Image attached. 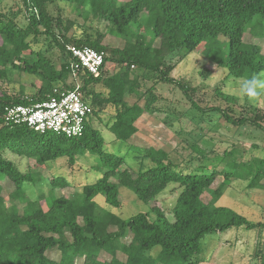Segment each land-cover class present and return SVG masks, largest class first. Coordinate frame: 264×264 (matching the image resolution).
Instances as JSON below:
<instances>
[{
    "label": "trees",
    "instance_id": "trees-1",
    "mask_svg": "<svg viewBox=\"0 0 264 264\" xmlns=\"http://www.w3.org/2000/svg\"><path fill=\"white\" fill-rule=\"evenodd\" d=\"M56 1L16 0L7 10H0V73L6 75L11 70L40 80L32 94L24 89H0V264H171L176 260L196 264L197 259L193 258L205 234L242 226L263 231V221H252L216 202L238 178L249 179L250 188L264 187V157L250 161L231 149L209 159L213 143L201 147L198 140L192 144L197 156H191L177 169L171 161L176 146L168 149L135 144L131 139L139 132L142 117L157 112L155 89L159 81L177 83L189 94L187 86L172 75L176 65L171 59L181 49L191 52L204 41L211 42L207 47L210 62L224 64L234 77L244 78L264 71L262 47L244 40L247 30L264 37V32H258L253 24L257 16L264 24V0H64L82 21L65 17L63 11L53 15L49 5ZM20 15H24L25 24L20 23ZM90 19L107 20L111 30L89 33L88 29L93 27L87 24ZM80 28L82 33L78 34ZM148 31L152 33L150 39L146 36ZM110 36L124 39L123 46L110 45ZM221 37L225 38L222 40L225 53L215 45ZM42 41L53 42L64 53L65 60L60 66L41 47ZM68 44L102 51L101 73L95 76L84 68L74 69L76 59L68 52ZM108 63L115 66L112 73H105ZM131 68L136 72L132 73ZM149 75L155 79L146 87L144 81ZM77 86L92 107L80 135L40 133L26 124L5 122L6 106L36 104L55 95L56 89ZM98 86L102 88L99 90ZM218 93L224 99H235L224 92ZM190 98L194 106L200 107ZM100 111L111 112L108 129L132 147L137 156L149 158L151 166L134 172L128 166L123 167L125 155L104 148L102 132L91 122V117L98 116ZM222 111L229 123L250 121L264 132V126L254 119L235 120L226 110ZM181 142L182 138L176 145ZM6 150L35 158L38 164L66 157L71 166L76 164L78 155L88 151L98 154L106 170L83 186L82 196L53 194L48 198L47 209L32 203L20 212L17 207H7L1 181L9 179L14 187L12 197L21 201L26 197L25 184L31 182L39 190L44 178L38 173L22 171L6 156ZM195 160H212V164L193 167ZM223 161L226 166L220 167ZM219 176L222 179L213 188ZM171 182L180 187L172 208L173 221L161 206L154 204ZM50 185L65 188L69 182L54 176ZM121 186L149 203L151 211L137 212L129 218L110 210L98 212L100 194L108 204L122 206ZM44 197L38 194V200ZM127 235L129 240L120 244L119 251L125 255L122 259L118 257L116 242ZM156 246L161 250L152 255ZM55 248L59 252L56 259L48 255ZM102 252L108 253L110 259L103 258Z\"/></svg>",
    "mask_w": 264,
    "mask_h": 264
},
{
    "label": "rangeland",
    "instance_id": "rangeland-1",
    "mask_svg": "<svg viewBox=\"0 0 264 264\" xmlns=\"http://www.w3.org/2000/svg\"><path fill=\"white\" fill-rule=\"evenodd\" d=\"M16 0H0V10H7ZM71 6L64 0H58L49 5V10L53 15L63 11L65 17H73L79 21L78 17L72 10ZM141 13V19L143 18ZM253 22L258 32H264V24L257 19ZM21 24L26 23L24 15H20ZM87 24L93 27L88 29L95 34L97 30L110 31L112 25L107 20L90 19ZM251 27V26H250ZM249 27V28H250ZM245 33L244 40L259 44L264 52V37L261 35ZM78 34L82 33L81 28ZM147 39L152 37L150 31L146 34ZM219 38L215 45L221 47V52L225 53V42ZM110 45L122 47L124 39L109 37ZM211 42L204 41L196 50L188 52L181 49L177 54L173 55L171 61L176 65L172 71L173 77L180 79L187 86L189 94L181 88L177 83L159 81L156 85V93L158 95L157 112L153 115L145 114L141 119L139 132L134 135L131 141L135 144H153L156 147L172 148L176 146V150L171 154L173 165L180 169L182 162H186L191 156H197L193 151L192 144L200 140L201 147H207L213 143L212 151L209 153V159L222 156L225 150L234 149L237 156L245 155L247 160H255L264 157V132L255 127L250 121L243 124H231L223 117V111L226 110L235 120L240 117L254 119L264 126V98L260 106H256L247 100H241L235 95L234 100L224 99L218 92L234 89L237 78L231 75L228 68L223 64H213L208 56V48ZM41 47L47 49V55L57 65L65 60L64 53L54 47L51 41H42ZM158 44V41L156 42ZM105 73H112L115 66L107 64ZM204 73L207 74L205 76ZM131 72L135 73L136 69L131 68ZM246 78V77H244ZM154 77H145V86L154 83ZM40 85L38 77L8 70L6 75L0 73V89L8 91H18L24 89L26 93L32 94ZM102 87L98 86L100 90ZM193 100L200 106L193 105ZM132 102L134 99L131 97ZM143 103V102H142ZM215 107L211 109L210 107ZM112 120L110 111H100L99 115L91 117L92 124L100 129L104 138V148L107 151L118 155H125L126 164L123 167H130L134 172L151 166L153 163L149 158L137 156L134 149L121 140L117 139L107 124ZM167 122V123H166ZM183 140L176 145L179 139ZM209 148V147H208ZM10 151V152H9ZM5 154L8 158L22 171H30L38 173L44 178L43 185L39 190L31 182L25 184L26 197L24 200L18 201L12 197L14 189L13 183L8 179L1 181L4 186L5 203L8 208L17 207L19 211L24 208L31 207V204L47 209L48 198L53 195L65 194L68 196H82V188L86 183L93 182L99 178L106 167L100 162L98 154L85 152L78 155L76 164L71 166L66 157H61L54 161H48L45 164L36 163L35 158L22 157L11 150H6ZM194 166L203 165L205 163L212 164V160L193 162ZM229 164H227L228 166ZM226 166L223 161L220 167ZM54 176L66 179L69 186L65 188H53L50 182ZM222 179L219 176L214 183L213 188L217 187ZM249 179H235L225 190L224 194L216 202L217 205L228 206L237 212L245 215L252 221L264 222V187L250 188L248 187ZM264 183V179H263ZM180 187L178 183L171 182L157 196L154 204L161 206L169 220L173 221L172 208L176 203ZM38 194L45 197L38 200ZM120 196L122 206L114 207L105 201L102 194L97 197V211L110 210L116 212L123 218H129L137 212H150V205L138 198L136 193L131 189L121 186ZM151 218L154 215L151 213ZM127 235L116 242L118 257L124 259L125 255L120 252V244L129 240ZM161 250L160 246H156L152 250V255H156ZM48 255L52 258H59L58 249L48 251ZM103 258L110 259L108 253L102 252ZM193 259H197L196 264H264V230L247 229L245 227H232L223 232H212L205 234L200 240V250L194 255ZM171 264H186L180 260L173 261Z\"/></svg>",
    "mask_w": 264,
    "mask_h": 264
},
{
    "label": "built area",
    "instance_id": "built-area-1",
    "mask_svg": "<svg viewBox=\"0 0 264 264\" xmlns=\"http://www.w3.org/2000/svg\"><path fill=\"white\" fill-rule=\"evenodd\" d=\"M68 52L76 59L74 69L81 67L98 76L103 70L104 53L90 46L67 45ZM74 74H75V70ZM49 99L32 105L13 104L4 109L8 124H26L40 132H53L68 137L80 135L92 113L91 105L83 99L82 92L75 89L55 90Z\"/></svg>",
    "mask_w": 264,
    "mask_h": 264
},
{
    "label": "clouds",
    "instance_id": "clouds-1",
    "mask_svg": "<svg viewBox=\"0 0 264 264\" xmlns=\"http://www.w3.org/2000/svg\"><path fill=\"white\" fill-rule=\"evenodd\" d=\"M226 94L235 95L241 100L260 106L264 98V71L237 80L234 89H229Z\"/></svg>",
    "mask_w": 264,
    "mask_h": 264
}]
</instances>
